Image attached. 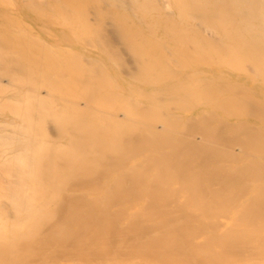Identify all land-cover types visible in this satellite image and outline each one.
<instances>
[{
  "label": "bare ground",
  "instance_id": "bare-ground-1",
  "mask_svg": "<svg viewBox=\"0 0 264 264\" xmlns=\"http://www.w3.org/2000/svg\"><path fill=\"white\" fill-rule=\"evenodd\" d=\"M0 264H264V0H0Z\"/></svg>",
  "mask_w": 264,
  "mask_h": 264
}]
</instances>
